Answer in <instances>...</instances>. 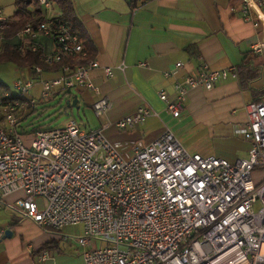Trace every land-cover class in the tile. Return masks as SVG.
<instances>
[{"label": "built area", "instance_id": "2783aa9c", "mask_svg": "<svg viewBox=\"0 0 264 264\" xmlns=\"http://www.w3.org/2000/svg\"><path fill=\"white\" fill-rule=\"evenodd\" d=\"M36 1L43 19L27 22L11 35L7 31L14 15L0 6V52L12 43L23 53L39 52L41 62L20 70L9 89H0V204L44 229L81 225L76 240L82 247L92 241L103 244L85 249L83 264H264V102L246 105V123L238 132L251 144L247 157L233 162L189 152L169 128L124 156L104 129H131L149 115L158 116L146 106L95 129L68 119L26 136L21 117L38 104L35 85L40 99L78 86L97 90L89 75L101 67L51 1ZM252 5L258 10L253 25L260 26L263 36L264 0H245L243 19L252 20ZM41 38L49 41V49ZM263 47L264 38L252 51ZM181 66L177 62L164 75ZM101 68L110 77L114 68L124 71L126 64ZM52 71L55 75L43 76ZM230 79H238L236 66L212 69L202 63L174 81L173 98L165 90L158 97L167 113L179 117L190 89L210 90ZM91 107L103 117L112 102L100 96ZM259 170L262 175L255 178ZM14 193L21 196L5 203ZM4 235L0 228V239ZM48 256L42 250L37 258Z\"/></svg>", "mask_w": 264, "mask_h": 264}, {"label": "crops", "instance_id": "0c3cea01", "mask_svg": "<svg viewBox=\"0 0 264 264\" xmlns=\"http://www.w3.org/2000/svg\"><path fill=\"white\" fill-rule=\"evenodd\" d=\"M71 1L80 37L84 45H89V57L101 67L124 62L126 68L124 71L114 68L110 77L104 76L101 67L94 69L89 77L97 90L78 86L71 93L67 91L70 94L64 98L76 97L77 107L92 109L96 99L107 96L112 108L103 116L100 126L106 121L113 124L141 106L158 113L147 116L131 129L114 125L104 129L120 153L130 156L169 128L191 153L213 155L230 162L247 157L251 143L238 132L246 123L245 107L251 102H264V47L260 52L252 51L264 33L262 36L260 26L253 25L258 12L253 5L252 20L246 21L241 12L245 0H143L135 8L127 0ZM0 6L11 16L16 11L14 4ZM26 9L31 12L33 5ZM54 12L58 13L56 9ZM260 13L264 16V10ZM40 41L49 49L46 38ZM244 58L254 68L252 78L243 73L238 79L216 83L210 90L192 88L182 100L179 117L166 112L159 91L165 90L171 99L174 81L194 73L200 64L220 69L238 66ZM177 62L182 66L165 76ZM53 75L52 71L43 76ZM62 93L66 92L57 91L54 96ZM188 137L200 138L201 142L195 144ZM18 196L21 193L9 195L4 202H12ZM0 228L11 231L10 236L0 239V264H83L81 255L74 257L60 248L55 231L20 217L3 204H0ZM40 228L44 230L42 233ZM42 250H47L49 256L38 261Z\"/></svg>", "mask_w": 264, "mask_h": 264}, {"label": "rangeland", "instance_id": "374dc122", "mask_svg": "<svg viewBox=\"0 0 264 264\" xmlns=\"http://www.w3.org/2000/svg\"><path fill=\"white\" fill-rule=\"evenodd\" d=\"M9 4H14V0H0V5L7 6ZM20 76L19 70L13 64H0V81L4 84L11 85L12 82ZM39 85H35L32 89L33 97L38 101L35 110L27 117L26 120L22 121L25 131H29L32 126L41 125L43 127H59L62 126L66 120L73 118L76 122L80 123L85 129H95L100 127V123L103 120V117H98L94 114L91 108L87 106L80 105V107H70L67 106L65 101L69 98H64V95H69L71 93L66 92L62 93L60 96H51L47 99L39 98ZM74 95V94H72ZM112 102V101H111ZM32 124V125H31ZM106 137H108L105 133ZM189 140L199 144L201 142L200 138ZM203 141V140H202ZM189 152L190 150L187 149ZM262 171L259 170L254 173V177H260ZM259 207L258 204L254 206V209ZM44 230L40 228L42 233ZM56 239H58L60 248L74 257H78L85 249H94L100 245L97 241H92L90 244L84 248L76 240V238L82 234V226L77 225H66L60 231L53 232ZM63 237H67L64 239Z\"/></svg>", "mask_w": 264, "mask_h": 264}, {"label": "trees", "instance_id": "16d2710c", "mask_svg": "<svg viewBox=\"0 0 264 264\" xmlns=\"http://www.w3.org/2000/svg\"><path fill=\"white\" fill-rule=\"evenodd\" d=\"M52 3V6L54 9H56L60 15V18L71 25L72 30L79 34V24L75 15L74 7L71 0H50ZM129 5L132 8L137 7L139 3H141L143 0H127ZM33 5V10L29 12L26 8L28 5ZM14 5L16 8L15 14L13 19L10 20V29L7 31L9 35L13 34L15 31L20 29L25 23L31 22V23H37L43 19V13L37 3L36 0H14ZM80 35V34H79ZM86 49H89V45H85ZM39 52H22L17 49L16 46H14L12 43L6 45V47L3 49V51L0 52V64H13L18 70H23L25 68H29L33 65L41 64L40 60L38 59ZM244 62L238 66L237 72L238 77L241 74H245L246 77L252 78L253 76V69L251 67V64L249 62L245 61V58L243 59ZM10 85L4 84L0 81V89L1 90H7L9 89ZM35 109L27 108L25 111L24 116L21 117V121H24L27 119V117L33 112ZM24 124L21 125V128L23 129L26 136H30L36 131L48 128L43 127L41 125L38 126H32L29 131H25ZM32 125V124H31Z\"/></svg>", "mask_w": 264, "mask_h": 264}, {"label": "water", "instance_id": "95a60500", "mask_svg": "<svg viewBox=\"0 0 264 264\" xmlns=\"http://www.w3.org/2000/svg\"><path fill=\"white\" fill-rule=\"evenodd\" d=\"M76 100H77L76 97H74L72 100L68 99V100L65 101L66 102L65 104L66 105L70 104L71 106H73V107L75 106L76 107ZM10 235H11V231L9 229H6L5 230V237H8Z\"/></svg>", "mask_w": 264, "mask_h": 264}]
</instances>
